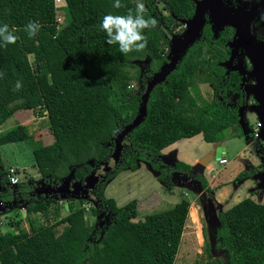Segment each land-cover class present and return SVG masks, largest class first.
Returning <instances> with one entry per match:
<instances>
[{"label":"trees","instance_id":"16d2710c","mask_svg":"<svg viewBox=\"0 0 264 264\" xmlns=\"http://www.w3.org/2000/svg\"><path fill=\"white\" fill-rule=\"evenodd\" d=\"M65 1L66 5L56 8L54 0H0V25L21 29L15 44L0 47V73L4 74L0 77V125L18 111L45 113L52 142L33 149V165L52 186L72 171L73 180L83 181L92 171L102 169L113 152L116 133L137 114L140 86L167 62L166 47L174 29L181 20L191 18L195 9L193 0H143L146 18L155 17L158 25L144 30L148 45L143 52L122 55L118 46L106 43L99 25L109 13L135 11V0H121L125 5L121 9L113 8L115 0ZM57 13L62 14L61 23L56 21ZM30 20L41 26L32 39L23 31ZM230 33L225 28L215 40L204 23L200 37L164 81L152 88L145 120L125 136L118 163L92 190L97 204L70 198L68 212L59 217L63 203L51 196L38 197L34 182H20L14 190L9 187L0 152V202L10 204L15 191L16 198L27 201L28 221V229L18 220L10 223L14 230H0V264L175 263L190 202L182 198L171 208L134 221L137 201L118 206L103 190L109 179L123 170L135 171L143 161L168 191L174 187L172 173L180 172L199 180L211 195L201 174L192 175L191 165L183 161L174 166L163 163L161 150L199 133L206 142H220L223 130L238 126L235 109L220 93L225 76L218 62L226 57L221 49ZM234 77L231 74L230 80ZM195 79L211 83L210 101L199 102L192 94ZM17 80L23 86L14 91ZM29 136L27 126L18 123L0 133V146L26 141ZM256 172L244 169L235 178L244 180ZM30 190L33 196L26 195ZM88 212L101 216L90 223ZM31 214H41L47 223ZM217 217L215 239L225 259L213 258L207 243L210 263L264 264V204L246 197Z\"/></svg>","mask_w":264,"mask_h":264},{"label":"rangeland","instance_id":"374dc122","mask_svg":"<svg viewBox=\"0 0 264 264\" xmlns=\"http://www.w3.org/2000/svg\"><path fill=\"white\" fill-rule=\"evenodd\" d=\"M135 1L137 2V0ZM61 2L65 3L64 0H59L57 2L59 6L64 5H60ZM223 4H233V0H224ZM244 5L247 6V3L245 2ZM157 6L162 8L161 3H157ZM233 6H239L244 11L250 12V8L247 9L240 3L235 5L233 4ZM163 12L166 13V11ZM245 19H247V22L251 21L248 18ZM186 29L187 24L180 22V25L174 29L172 37L181 38ZM166 51L167 54L170 51L169 43L166 47ZM144 90L145 86L140 87L141 92ZM191 92L196 96L199 102L210 101L213 96L208 82H203L200 79L194 80V87ZM256 104L257 102L255 101L252 104V107L256 106ZM250 111L253 113L248 115V122L251 125V128H253L255 122L257 121V115L253 108L250 109ZM19 112L21 111H18V113ZM18 117L19 119L14 114L4 123H2L0 125V133L10 130L18 123L22 122L28 128L30 135L29 139L26 141L13 142L0 146L2 163L5 168H8L9 166H15L20 170V182L24 181L28 183H36L37 181L39 182L42 177L38 173L36 167L33 165L34 162L32 151L35 147L47 144L48 142L52 141V135L48 127V118L45 113H39L38 110H32L30 113L23 112L21 116L18 115ZM239 125L240 124H238V126L229 127L222 132L223 139L220 141V143H222V145L228 150L226 152L228 163L223 165L218 164V161L215 159H212L210 162L212 165V170L209 171V174L211 176L212 183L208 185L209 187L210 185L213 187H210L212 189L211 192L214 191L219 194L218 199L223 204V211L230 208L239 200L250 196L249 189L251 187L248 184V181L239 183L242 181L237 182L235 180V174H233L234 170L239 166V159L241 156L245 154L247 158L249 157L255 163L257 161L252 155L249 154L251 149H249V147L246 145L244 139L246 141L248 140L243 134L244 131L242 126ZM254 145L259 153L264 154V144H262V141L260 142V140H257L255 141ZM207 149H209L207 142L202 138H198L194 141L189 140L188 142H185V144L181 146L180 154L192 159L195 156H201L203 154L201 153L202 150ZM210 163L207 165L208 169L211 167ZM146 164V162H141V165L137 171L132 172L123 170L119 172L115 178L111 179L110 184H105L106 187L103 190L105 196L114 198L117 204L120 206L135 199L137 201L138 215L134 220H142L149 213L159 212L171 208L181 198H186L189 202L195 204L194 207L191 208H193L196 212V221L190 219L189 212V219L185 224L181 238V244L174 264H211V260L208 258V254L205 251V246L207 243L210 245V253L213 258L225 259L224 253L217 248L218 242L215 239L217 221L213 216L214 212L212 211V207L206 206L205 212V209L202 207L200 202L201 196L192 190L174 187L172 188V191H167V189H165L164 186H162L161 183L157 181L155 174H153L148 169ZM258 168L259 171L264 170L263 159L262 165H258ZM98 171L101 172V168H99ZM252 181L257 183L254 179ZM203 191L205 190L203 189ZM167 194L169 195L168 199H171L165 201V197L163 198V196H167ZM206 196L211 197V195L208 193ZM89 197L92 199L90 194ZM256 198H258L257 195ZM262 200V203L264 204V196ZM26 204L27 203L18 202V204H11L9 207L3 208L6 210L4 212L0 210L1 231L4 232L12 230L13 228L10 224L11 221L17 222L20 220L22 223L21 226L25 228L27 227L25 218L26 216H24L26 213L23 209ZM2 207L4 206H0V208ZM191 208L189 210H191ZM62 212L64 211L62 210ZM100 216L101 215L98 213L91 215V213L88 212L86 214L87 220L90 223L97 222V219ZM42 223H45V220H43Z\"/></svg>","mask_w":264,"mask_h":264},{"label":"water","instance_id":"95a60500","mask_svg":"<svg viewBox=\"0 0 264 264\" xmlns=\"http://www.w3.org/2000/svg\"><path fill=\"white\" fill-rule=\"evenodd\" d=\"M194 1V13L191 18L186 20H181V22L187 24L186 31L182 34L181 38L171 37L169 41L170 51L167 54V62L163 63L161 68L152 75V77L146 81L144 85L145 90L141 92L139 106L136 116L132 119L130 123L122 127L115 137H114V149L110 155L108 161L102 163L101 173H96L92 171L88 176L84 178L83 181L73 180V171L64 178L58 185H49L43 178L36 182V189L34 194L37 196L43 195L45 197H53L58 201L68 200L70 198L74 199H85L90 202L93 201L89 197V192L93 190L95 184L102 179L103 175L106 174L112 166L116 165L120 159L121 151L123 149V142L125 136L136 128L140 123H142L147 116V103L149 99L150 92L152 88L164 81L167 74H169L176 66L177 62L181 59L182 55L186 50L200 37L202 27L206 21V14H208L209 21L212 24V29L214 34L217 36L218 32L223 29L224 26H231L235 29V35L233 41L231 42V47H233V52L230 60L233 59V55L240 49H244L247 56L250 57L254 65V78L257 81L255 88V98L256 106L253 107L254 112L257 115V120L260 123V128L258 132V139L264 142V60H260L257 50L264 46L263 42H256V38L250 33V21L247 22L248 18L251 20L254 16L255 10L251 12L244 11L241 7L230 6L223 4L224 0H193ZM233 43V44H232ZM143 64H146L147 61H142ZM241 71V70H240ZM244 75V71H241ZM245 77H243V80ZM239 124L242 126L243 134L246 139L250 138V129L246 121L243 118L242 114H238ZM224 147L220 145V142H215L213 149L202 157L199 161L197 167L192 168V175L199 174L202 166L205 165L212 159L219 160ZM263 159V168H264V154H262ZM161 160L163 163L174 166V161H169L168 157L161 155ZM249 170L250 167H247ZM253 179L257 182V188H264V170L261 172H256L253 176ZM180 178V180H178ZM172 181L174 184L184 185L193 189H198L202 191V185L199 180L181 174L180 172L172 173ZM14 188V187H13ZM1 206V203H0ZM4 207L0 208L3 212L6 207H9V204H4ZM64 206L68 209V203H65ZM206 212V207H204ZM212 211L216 215V210L214 206ZM217 216V215H216ZM218 218V217H217Z\"/></svg>","mask_w":264,"mask_h":264},{"label":"flooded vegetation","instance_id":"af4514ba","mask_svg":"<svg viewBox=\"0 0 264 264\" xmlns=\"http://www.w3.org/2000/svg\"><path fill=\"white\" fill-rule=\"evenodd\" d=\"M245 2L247 3V6L244 5ZM239 3L245 6V8L247 9L250 8L251 13L255 10L254 16L253 18H251V21H250V33L256 38V42L264 43V0H236V1L233 0L234 5L239 4ZM233 4H226V5L233 6ZM205 23H207L211 31V38L215 40L219 37L220 32L224 31L225 28H230L231 36L228 39V41L224 43L223 49H221V51H223L224 54H226V57H224V59L218 62L219 66L222 67L223 74L225 76L224 78H222L223 83L221 84V86H224V87L220 89V93L224 96L226 104L229 105L231 108L235 109L237 115L238 114L243 115L249 127L250 125L248 122V117H249L248 115L253 113L250 111V109L253 108L252 104L256 101L255 88L257 85V81L254 78V65L250 57L247 56V54L245 53V50L242 48H240L233 55L232 61L228 63V61L231 58L232 52H233V47H231L230 44L233 41V37L235 35V29L232 28L231 26H224L223 29L220 30L218 32V35L216 36L212 29V24L209 21L208 14H206ZM211 38H208V41L210 43H214V40H212ZM257 54H259L261 61L264 60V46H261L257 50ZM240 70L244 71V75L241 73ZM231 74H234L235 76L234 80H230ZM243 77H245L244 80H243ZM208 84L210 85L212 94H213L214 88L211 85V83H208ZM255 152H258L256 147H255ZM258 165H262V162H260ZM252 168L257 171L255 167H251V169ZM96 173L98 174L101 172L97 171ZM9 187H11L14 190L16 186L9 185ZM14 192L15 191H13L11 203L9 205L18 204V202L27 203L25 199L16 198V196L14 195L15 194ZM89 194L93 199V203L97 204V201L94 197L92 190L89 192ZM26 195L33 196L34 195L33 190L28 191ZM3 205L4 204L1 203V206Z\"/></svg>","mask_w":264,"mask_h":264},{"label":"clouds","instance_id":"9594fccd","mask_svg":"<svg viewBox=\"0 0 264 264\" xmlns=\"http://www.w3.org/2000/svg\"><path fill=\"white\" fill-rule=\"evenodd\" d=\"M125 5L121 0H115L113 8L121 9ZM146 8L142 0H137L135 11L128 9L126 14H107L104 15L99 25L101 31L106 34V43L108 45L118 46V50L122 55H128L132 52H143L148 45V38L144 35L145 29H154L158 25L155 17L146 18ZM38 21L30 20L23 28L24 33L29 39L35 37L40 31ZM21 31L18 28H9L7 24L0 25V47H7L15 44L20 38L16 35ZM4 74L0 73V77ZM21 81L17 80L14 91L22 88ZM12 182L16 183V179L12 178Z\"/></svg>","mask_w":264,"mask_h":264},{"label":"crops","instance_id":"0c3cea01","mask_svg":"<svg viewBox=\"0 0 264 264\" xmlns=\"http://www.w3.org/2000/svg\"><path fill=\"white\" fill-rule=\"evenodd\" d=\"M31 111V110H30ZM30 111H21V112H16L15 113V115L17 116V118L19 119V117H18V115L19 116H21V114L23 113V112H28V113H30ZM20 123H22V122H20ZM22 124H24V123H22ZM238 124H239V121H238ZM250 125V124H249ZM249 129H250V139L248 140V141H246L244 138V141L246 142V145L249 147V149H251V151L249 152V154L250 155H252L257 161H256V163L252 160V159H250L249 157L247 158L246 156H245V154L244 155H242L241 156V158L239 159V166H238V168H236L235 170H234V172H233V174H235V177H236V175L239 173V172H241L242 170H244V169H247V167H255L256 169H257V172H261V171H259V168L257 167L258 166V164L260 163V162H262V154H259L258 152H255V141H259V139L258 138H256L254 135H252V133H253V129H254V127L253 128H251V125L248 127ZM203 139V137H202V134L201 133H199V134H196V135H194V136H192V137H189V138H181V139H179V140H177V141H175V142H173L172 144H170V145H168V146H166L165 148H163L162 150H161V155L162 156H167L168 157V160L169 161H174V162H178V161H183V162H185V163H187V164H189V165H191V167L192 168H194V167H197L198 166V164H199V161H200V159L202 158V157H204L207 153H209L212 149H213V147H214V145H215V142L214 143H209V142H207V144L209 145V149H207V150H202V152L201 153H203L201 156H199V157H197V156H195V157H193L192 159L191 158H188L187 156H185V155H183V154H180V150H181V146H183V144H185V142H188L189 140H196V139ZM204 140V139H203ZM52 142V141H51ZM51 142H48L47 144H49V143H51ZM261 142V141H260ZM264 142H262V144H263ZM252 146H251V145ZM220 145L222 146V147H224L223 145H222V143H220ZM228 150L224 147V151L222 152V155H221V157L222 158H225L226 160H227V158H226V152H227ZM248 154V155H249ZM212 160H210L209 162H207L205 165H203L202 166V169L200 170V172H199V174H201L206 180H207V182H208V184H211L212 183V179H211V176H210V174H209V171H211L212 170V165H211V162ZM216 161H218V160H216ZM141 162H143V161H139L138 162V166H137V169L140 167V165H141ZM145 163V162H144ZM208 163H210V168L208 169V166L207 165H209ZM226 163H228V160H227V162ZM225 163V164H226ZM219 164V163H218ZM256 164V165H255ZM147 166H148V169L153 173V174H155V178L157 179V173L153 170V169H151L150 168V166L148 165V164H146ZM137 169L135 170V171H137ZM128 170V169H127ZM128 171H130V170H128ZM133 172V171H132ZM116 176H114L113 178H115ZM113 178H111V179H113ZM42 179V178H41ZM111 179H109L107 182H106V185L107 184H110V182H111ZM178 180H179V178H178ZM235 180L237 181V182H239V181H242V182H239V183H243L244 181L246 182V181H248V184L250 185V189H249V193H250V196L249 197H251L253 200H255L256 202H258V203H262V199H263V196H264V188H262V189H258L257 188V183H254L252 180H253V177H250V178H246V179H244V180H237L236 178H235ZM158 181V180H157ZM106 185L104 186V188L106 187ZM161 185H162V183H161ZM163 186V185H162ZM174 187H177V188H184V189H188V190H192V191H194V192H196V194H199V196H201V199H200V202H201V205H202V207H213L214 206V209L216 210V215H217V213L218 212H221V211H223L222 210V207H223V204L220 202V200L218 199V196H219V194H217L216 192H214V191H212L211 192V197H209V196H206V192L205 191H198V189H193V188H190V187H187V186H184V185H179V184H174ZM173 187V188H174ZM210 187H212V185H210ZM165 188V187H164ZM213 188V187H212ZM166 189V188H165ZM212 190V189H211ZM168 191V190H167ZM172 191V190H171ZM253 191H254V193H253ZM214 194V195H213ZM212 195H213V197H212ZM256 195L258 196V198H256ZM169 195L167 194V196H163V198L165 197V201L166 200H170V199H168L169 197H168ZM107 197V196H106ZM230 197H231V195H230ZM108 198H111V197H108ZM114 199V198H113ZM182 199V198H181ZM180 199V200H181ZM244 199V198H243ZM56 200V199H55ZM115 200V199H114ZM179 200V201H180ZM242 200V199H241ZM178 201V202H179ZM240 201V200H239ZM238 201V202H239ZM115 202H116V200H115ZM62 206H64V204L65 203H67V200H63L62 201ZM177 203V202H176ZM175 203V204H176ZM116 204H117V202H116ZM174 204V205H175ZM236 204V203H235ZM263 204V203H262ZM59 205V204H58ZM118 205V204H117ZM125 205V204H124ZM173 205V206H174ZM194 205L195 204H193V203H191L190 202V207H189V209L191 208V207H194ZM61 206V204L59 205V208H60V210H59V217H63V216H65L66 215V213L68 212V209L64 206V208ZM118 206H120V205H118ZM121 206H123V205H121ZM172 206V207H173ZM233 206V205H232ZM23 209H25L24 207H23ZM62 210L64 211V212H62ZM6 211V210H5ZM153 213V212H152ZM150 214V213H149ZM138 215V214H137ZM215 215V213H213V216L215 217V219H216V221H217V225L219 224V220H218V218H217V216ZM24 216H26V214L24 215ZM31 218H33V219H36V220H38L40 223H42L43 222V220H45V218L41 215V214H31ZM188 219H189V215H188V218H187V221H188ZM137 220H140V219H137ZM134 221H136V220H134ZM187 221H186V223H187ZM48 222H53V220H52V217L50 216L49 217V219H48ZM26 223H27V227H26V229H28V221L26 220ZM47 222H46V220H45V224H46ZM44 224V223H43ZM217 227V226H216ZM25 228V227H24ZM1 230V229H0ZM12 230H14V229H12Z\"/></svg>","mask_w":264,"mask_h":264},{"label":"built area","instance_id":"2783aa9c","mask_svg":"<svg viewBox=\"0 0 264 264\" xmlns=\"http://www.w3.org/2000/svg\"><path fill=\"white\" fill-rule=\"evenodd\" d=\"M59 0H54V5H55V7L56 8H59V7H61V6H59L58 5V2ZM62 1V0H61ZM65 1V0H64ZM62 4H64V5H66V1H65V3H63V2H61L60 3V5H62ZM63 5V6H64ZM59 14V15H58ZM57 14V17H56V21H57V23H61L62 22V14L61 13H58ZM61 15V16H60ZM59 26V25H58ZM259 128H260V123H259V121L257 120L256 122H255V124H254V129H253V135L256 137V138H258V132H259ZM227 162V160L225 159V158H222V157H220V159L218 160V163L219 164H225ZM6 174H7V178H8V180H9V184L11 185V186H16V184H18V183H20V170L17 168V167H15V166H9L8 168H7V172H6ZM12 178H15L16 179V183H13L12 182ZM60 203H62V201L60 200L59 201Z\"/></svg>","mask_w":264,"mask_h":264},{"label":"bare ground","instance_id":"6f19581e","mask_svg":"<svg viewBox=\"0 0 264 264\" xmlns=\"http://www.w3.org/2000/svg\"><path fill=\"white\" fill-rule=\"evenodd\" d=\"M189 215H190V219H192L193 221H196V212L193 208H191Z\"/></svg>","mask_w":264,"mask_h":264}]
</instances>
